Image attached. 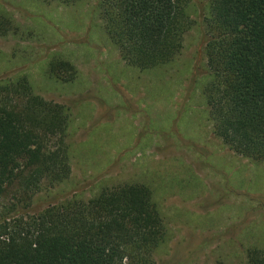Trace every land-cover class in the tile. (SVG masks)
Returning <instances> with one entry per match:
<instances>
[{
    "label": "rangeland",
    "instance_id": "1",
    "mask_svg": "<svg viewBox=\"0 0 264 264\" xmlns=\"http://www.w3.org/2000/svg\"><path fill=\"white\" fill-rule=\"evenodd\" d=\"M208 1L190 0L193 25L177 57L141 69L107 35L99 0H0L17 27L0 37V83L27 75L35 93L71 109L70 177L42 188L28 207L7 194L4 214H37L104 187L144 183L169 237L157 264H246L249 248L264 249V160L235 153L209 117ZM54 58L74 63L77 76H51Z\"/></svg>",
    "mask_w": 264,
    "mask_h": 264
},
{
    "label": "trees",
    "instance_id": "2",
    "mask_svg": "<svg viewBox=\"0 0 264 264\" xmlns=\"http://www.w3.org/2000/svg\"><path fill=\"white\" fill-rule=\"evenodd\" d=\"M189 2L99 0L98 11L120 56L148 69L182 51L193 25ZM205 27L211 80L204 94L213 131L235 153L264 160V0H209ZM16 31L0 10V37ZM77 71L71 61L51 60L49 74L57 79L72 80ZM70 110L35 93L27 75L0 83V201L12 193L15 206L28 207L42 188L70 177ZM168 240L144 183L104 187L37 214L0 210V264H157ZM246 264H264V249L249 248Z\"/></svg>",
    "mask_w": 264,
    "mask_h": 264
}]
</instances>
